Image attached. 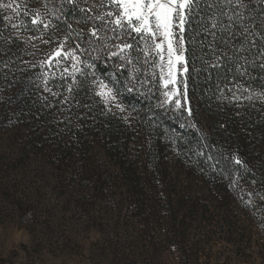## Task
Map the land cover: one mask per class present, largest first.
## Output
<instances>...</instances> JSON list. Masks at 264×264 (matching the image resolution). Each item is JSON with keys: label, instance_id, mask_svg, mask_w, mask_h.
Here are the masks:
<instances>
[{"label": "snow or ice", "instance_id": "snow-or-ice-1", "mask_svg": "<svg viewBox=\"0 0 264 264\" xmlns=\"http://www.w3.org/2000/svg\"><path fill=\"white\" fill-rule=\"evenodd\" d=\"M0 10V102L11 104L4 93L19 86L14 95H26L37 118L51 114L61 134L96 110L125 113L124 96L135 93L156 101L146 106L150 124L171 113L206 141L192 106L201 76L221 103L264 106V0H0ZM182 135L171 143L179 148ZM211 148L193 154L211 171L246 179L243 158L229 153L230 168H221Z\"/></svg>", "mask_w": 264, "mask_h": 264}, {"label": "trees", "instance_id": "trees-1", "mask_svg": "<svg viewBox=\"0 0 264 264\" xmlns=\"http://www.w3.org/2000/svg\"><path fill=\"white\" fill-rule=\"evenodd\" d=\"M4 14L0 10V17ZM193 87L195 119L206 141L196 129H180L181 121L171 113L150 124L146 106L156 101L135 93L125 94L124 102L129 112L134 106L139 115L131 112L125 121L123 114L101 115L96 110L61 134L64 125L51 123V114L37 118V107L27 96L14 95L20 92L18 86L4 93L13 96L11 104L0 102V140L1 134H11L15 144L9 163L2 166L36 169L34 178L39 177L44 193L59 198L66 209H93L104 203L111 209L106 212L127 218L150 254L173 250L182 264H189L206 254L202 243L216 233L234 245L235 256L255 261L264 256L255 249L264 246V184L251 182L264 180V106L259 101L255 107L239 108L221 103L206 91L212 82L203 76ZM252 89L260 92L261 82ZM178 133L183 134L179 148L171 143ZM205 143L212 145L210 154L221 168H230L225 160L229 153L243 158L251 169L246 179L240 180L235 171L229 178L209 170L204 157L193 154ZM230 179L238 184H230ZM198 233L204 237L197 238Z\"/></svg>", "mask_w": 264, "mask_h": 264}, {"label": "rangeland", "instance_id": "rangeland-1", "mask_svg": "<svg viewBox=\"0 0 264 264\" xmlns=\"http://www.w3.org/2000/svg\"><path fill=\"white\" fill-rule=\"evenodd\" d=\"M10 135L1 134L0 140V264H182L173 250L150 254L127 218L106 212L111 209L104 203L66 209L59 198L44 193L33 167L3 168L15 152ZM217 235L202 243L206 254L189 264H264L262 255L255 261L235 256L234 245Z\"/></svg>", "mask_w": 264, "mask_h": 264}]
</instances>
